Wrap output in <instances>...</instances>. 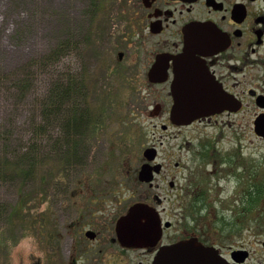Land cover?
<instances>
[{
    "label": "flooded vegetation",
    "instance_id": "flooded-vegetation-1",
    "mask_svg": "<svg viewBox=\"0 0 264 264\" xmlns=\"http://www.w3.org/2000/svg\"><path fill=\"white\" fill-rule=\"evenodd\" d=\"M128 11L115 41L117 58L131 57L124 80L131 81L160 136H173L169 131L180 133L197 124L240 128V153L222 150L221 140L210 139L198 154L201 167L216 181L203 189L212 192L215 187L218 193L222 177H235L232 198L238 209L229 210L230 215L221 209L210 223L203 222L217 197L186 178L180 182V160L173 163L175 170L168 168L171 149L163 153V141L150 140L141 144L133 174L128 169L131 174L125 182L104 178L105 170H99L96 185H80L70 195L77 210L74 217L54 224L58 217L54 211L44 233L49 245L29 254L28 264H153L160 252L171 251L165 246L192 239L212 247L202 251H215L218 262L264 264V0H133ZM186 54L189 58L177 60ZM182 72L189 74L192 87L207 80L206 93L216 97L214 102L218 96L227 97L229 107L189 124L174 123L172 83ZM247 138L251 150L241 143ZM203 192L206 209L198 216L197 198ZM76 193H81L77 202ZM136 204L150 209L138 217L145 235L141 243L129 240L127 222L120 225ZM171 261L162 258L163 264ZM173 263L197 264L186 257Z\"/></svg>",
    "mask_w": 264,
    "mask_h": 264
},
{
    "label": "rangeland",
    "instance_id": "rangeland-1",
    "mask_svg": "<svg viewBox=\"0 0 264 264\" xmlns=\"http://www.w3.org/2000/svg\"><path fill=\"white\" fill-rule=\"evenodd\" d=\"M132 1L0 0V164L13 163L0 179V264H28L29 254L46 249L52 214L58 215L54 224L74 217L70 195L80 185H96L99 170H105L104 178L125 182L141 144L162 140L161 152L172 151L168 168L175 170L173 163L180 160V182L186 178L206 192L203 187L216 181L201 167V145L221 140L220 149L240 153V128L197 124L160 136L151 126L143 101L124 80L132 59L118 60L115 47ZM51 52L53 57L44 58ZM57 85H72L71 102L84 115L79 135L71 137L75 155L63 168L62 146L56 143L64 138L61 123L41 127L44 105ZM71 102L62 106L64 112ZM241 143L253 148L248 138ZM235 182L224 176L220 192L215 187L208 192L217 198L203 222L210 223L221 209L228 215L238 209L232 198Z\"/></svg>",
    "mask_w": 264,
    "mask_h": 264
},
{
    "label": "water",
    "instance_id": "water-1",
    "mask_svg": "<svg viewBox=\"0 0 264 264\" xmlns=\"http://www.w3.org/2000/svg\"><path fill=\"white\" fill-rule=\"evenodd\" d=\"M185 58H189L186 55L179 57L177 60L182 61ZM159 60V59H158ZM189 74L176 73L175 78L172 83V94L174 103L171 108V120L176 124H188L192 120L204 116L208 114L212 110L223 109L229 107L230 100L227 97L218 96L217 102H214V98L206 93V89L208 88L207 80L201 81V87H192L189 86L191 82ZM230 102H229V101ZM145 166H143L141 172H144ZM150 209L144 204H136L134 205L128 214L121 219L120 225L127 222L129 225V240L133 242L141 243L145 239L144 232L138 227V217L140 213L146 212L149 214ZM164 250H171L169 252H160L153 264H163L162 258L166 257L173 260H176L181 257H186L195 261L197 264H224L222 262H218V254L213 251H202V250H213L212 247H206L201 244L199 241L192 239L181 241L179 243L165 246ZM187 250L183 253L184 251ZM166 252V253H165Z\"/></svg>",
    "mask_w": 264,
    "mask_h": 264
},
{
    "label": "trees",
    "instance_id": "trees-1",
    "mask_svg": "<svg viewBox=\"0 0 264 264\" xmlns=\"http://www.w3.org/2000/svg\"><path fill=\"white\" fill-rule=\"evenodd\" d=\"M54 52V51H53ZM53 52L49 53V55L44 56V58L53 57ZM72 85L64 86L57 85L54 87L51 98L46 101L43 108V124H41L42 128H46V126L50 125V122L55 121L56 123H61V129L63 130V139L57 140L56 143L60 144L62 147H59L62 152L61 158L59 159V165L63 168L66 161L75 155L76 143L71 140V137L78 136L79 129L84 124V115L83 112L78 108L76 103H72ZM71 102L69 106V110L64 112L63 105L65 102ZM69 104H67L68 106ZM57 152V151H56ZM26 155L24 156V158ZM30 159V158H27ZM13 166V163H3L0 164V179L4 178V170L8 169V167ZM14 170V167H13ZM62 170V169H61ZM203 195V194H202ZM197 198V210L196 213L199 216L206 209V198L203 195Z\"/></svg>",
    "mask_w": 264,
    "mask_h": 264
}]
</instances>
